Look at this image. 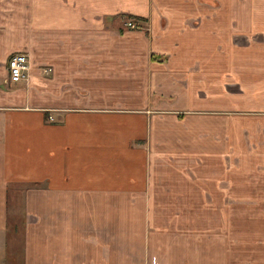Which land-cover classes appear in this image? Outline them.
<instances>
[{
	"label": "crops",
	"instance_id": "crops-1",
	"mask_svg": "<svg viewBox=\"0 0 264 264\" xmlns=\"http://www.w3.org/2000/svg\"><path fill=\"white\" fill-rule=\"evenodd\" d=\"M244 202L264 210V0H0L3 264H264V214L223 233Z\"/></svg>",
	"mask_w": 264,
	"mask_h": 264
},
{
	"label": "built area",
	"instance_id": "built-area-1",
	"mask_svg": "<svg viewBox=\"0 0 264 264\" xmlns=\"http://www.w3.org/2000/svg\"><path fill=\"white\" fill-rule=\"evenodd\" d=\"M126 27L130 29H139L140 26L134 21H127L125 22ZM8 78L6 82L11 83H19L22 81H26L30 77V58L29 54L26 52H19L14 54L8 60ZM44 73H49L48 68H43Z\"/></svg>",
	"mask_w": 264,
	"mask_h": 264
},
{
	"label": "rangeland",
	"instance_id": "rangeland-1",
	"mask_svg": "<svg viewBox=\"0 0 264 264\" xmlns=\"http://www.w3.org/2000/svg\"><path fill=\"white\" fill-rule=\"evenodd\" d=\"M212 211L215 213V210H212ZM239 214H240L241 226L239 227L236 225L238 228L235 226V230H228V228H226L225 226L223 230V233L225 236H231L233 234L236 235L237 232L239 233V236H249L248 235V230H249L248 223L251 224L253 222H259L260 220L259 217L264 214V210L252 208L248 205V202H244L241 204V207L239 209ZM250 227L251 228L256 227V230L257 228H259V230L263 229L262 224H253V226L251 225ZM0 264H3V248H2L1 239H0Z\"/></svg>",
	"mask_w": 264,
	"mask_h": 264
}]
</instances>
